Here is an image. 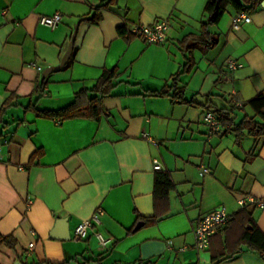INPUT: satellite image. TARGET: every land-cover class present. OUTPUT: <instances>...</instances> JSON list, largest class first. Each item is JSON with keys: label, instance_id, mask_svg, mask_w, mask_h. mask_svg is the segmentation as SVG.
<instances>
[{"label": "crops", "instance_id": "1", "mask_svg": "<svg viewBox=\"0 0 264 264\" xmlns=\"http://www.w3.org/2000/svg\"><path fill=\"white\" fill-rule=\"evenodd\" d=\"M207 1L115 0L93 24L84 19L108 0H0V111L11 100L0 116V235L14 240L0 241V264H212L211 253L226 249L227 256L237 247L219 264H264L247 244L237 245L238 226L218 228L206 250L194 246L203 216L223 209L231 221L247 198L255 200L245 207L264 234V207L256 204L264 203V138L224 128L209 134L202 122L209 105L234 107L235 124L253 117L246 103L264 92V0L239 29L231 27L237 12L230 6L208 28L216 45L194 50L193 69L179 77L185 103L152 95L182 69L178 43L200 33ZM56 13L62 20L54 29L39 24ZM163 19L170 24L163 44L128 35L135 24ZM75 26L69 64L44 77L59 65ZM228 60L241 67L229 72ZM104 70L115 77L100 100V119L58 124L53 113L81 89L90 91ZM154 160L161 171L153 170ZM158 173L173 186L156 203ZM98 209V230L111 240L105 248L92 231L73 238ZM154 215L158 222L145 226L142 218ZM58 219L67 221L68 240L51 238Z\"/></svg>", "mask_w": 264, "mask_h": 264}, {"label": "trees", "instance_id": "2", "mask_svg": "<svg viewBox=\"0 0 264 264\" xmlns=\"http://www.w3.org/2000/svg\"><path fill=\"white\" fill-rule=\"evenodd\" d=\"M114 1L115 0H108V2L102 3L97 7V12L93 15V17L86 18L84 20L93 24L98 23L101 19L99 11L106 6L113 4ZM256 3L257 0H208L203 8V15L207 18V20L201 24L200 33L188 34L184 36L183 39L178 43L180 51L184 56V64L182 65V69L172 76L170 83L166 84L161 91L154 92L152 95L167 96L170 97L174 102L185 103V100L183 99L184 87L179 85V77L189 73L193 69L195 65L193 58L194 50L211 49L216 45V37L208 30V28L218 24L228 6L232 7L237 13H248L252 10ZM125 32V29H120V33L125 34ZM68 64L69 62L66 64V66ZM114 77L115 71L104 70L90 91L87 89H81L75 93L74 100L69 106L53 113L54 115L60 117V120L57 123L59 124L65 119L75 117L92 118L98 121L102 115L100 100L101 98L107 96L113 89L114 84L112 83V80ZM10 102L11 100L8 99L3 103L0 116L5 114L6 110L10 106ZM246 106L252 110L253 117L248 118L245 116L238 124L234 123V107L226 110L217 109L214 106L209 105L208 107H205V111L212 112L217 117L220 127L224 128L225 131L232 130L238 135L246 131L256 139L264 138V92H260L255 95L246 103ZM244 107L245 106H242L240 109L243 110ZM40 114L49 116V114L52 113H38V115ZM256 118L258 120H256ZM172 186L173 185L168 174L158 173L155 176L153 194L156 203L160 198H166ZM142 219L145 222V226H152L159 220L156 215ZM233 225L236 227L238 226L240 231L237 245L239 246L240 244H247L261 257H264V234H262V232L258 229L255 221L252 218L251 211L247 207L240 209V211L235 214L232 220L225 225L226 228L224 230L232 227ZM0 241L10 246L14 245V240L11 238V236L0 235ZM210 244L211 241L209 245ZM238 250L239 247H237V250H229L227 256L225 253L226 249L223 250L219 255L211 253V263L219 264L223 260L232 258L239 252Z\"/></svg>", "mask_w": 264, "mask_h": 264}, {"label": "built area", "instance_id": "3", "mask_svg": "<svg viewBox=\"0 0 264 264\" xmlns=\"http://www.w3.org/2000/svg\"><path fill=\"white\" fill-rule=\"evenodd\" d=\"M61 20L62 15L56 13L53 16H40L39 24L49 29H54L61 22ZM250 21L251 19L246 13H236L232 17L231 27L236 30L239 29L241 25L250 23ZM169 28V21L167 19H163L155 21L151 25L135 24L128 30V35L137 37L147 44H163L167 39L166 33ZM33 66L38 71H41V67L38 65L34 64ZM225 67L229 72L233 73L239 69L241 65L234 60H228L225 63ZM234 102L236 107L243 106V104L238 100H235ZM202 122L206 126L209 134L215 133L221 129L217 117L212 112H205L202 117ZM153 170L156 172L162 170L160 163L156 160L153 161ZM201 173H208V170L202 168ZM239 204L243 208L248 204H255V200L247 198L239 201ZM256 204L261 208L264 207V203L257 202ZM101 214L102 210L98 209L95 213H93L90 219L78 224L73 231V238L76 241L83 240L87 237L88 232L92 231L99 245L105 248L111 240L104 237L98 230L101 224ZM229 220L230 216L223 209L214 210L203 216L194 228V246L196 250L203 251L208 249L210 238L215 234L218 228L225 226ZM28 248L32 249L33 244H29Z\"/></svg>", "mask_w": 264, "mask_h": 264}, {"label": "water", "instance_id": "4", "mask_svg": "<svg viewBox=\"0 0 264 264\" xmlns=\"http://www.w3.org/2000/svg\"><path fill=\"white\" fill-rule=\"evenodd\" d=\"M77 29L78 27L75 26L74 27V31L72 33L70 42L68 44L67 50L65 52V54L63 55L60 63L58 66L55 67H49L47 68L44 73L43 76L46 77L48 76V74L52 73V72H56L61 70L69 61L72 51H73V47H74V40L77 34ZM143 225L142 222L138 223L134 230L139 229L141 226ZM51 238L53 239H61V240H68L69 237V231H68V225H67V221L65 219H58L55 223V227L54 230L51 233ZM16 264H20L19 262H17Z\"/></svg>", "mask_w": 264, "mask_h": 264}]
</instances>
